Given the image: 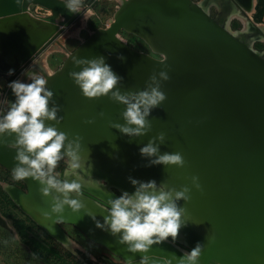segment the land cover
Masks as SVG:
<instances>
[{"label":"water","instance_id":"water-1","mask_svg":"<svg viewBox=\"0 0 264 264\" xmlns=\"http://www.w3.org/2000/svg\"><path fill=\"white\" fill-rule=\"evenodd\" d=\"M219 4L218 15L211 16L194 0H122L108 25L92 30L57 69L42 71L61 109L58 116L63 119L57 128L70 139L82 137L81 157L91 161L94 174L108 185L104 190L82 183L88 194L79 197L84 204L80 211L66 206L61 216L46 217L43 213L50 212L51 196H42L38 181L22 180L25 189L11 182L1 184L21 211L48 235L63 243L68 235L62 224H71L119 256L124 261L119 264H127L133 255L139 262L144 254L130 253L118 236L95 223H103L108 200L119 196L111 187L120 193L135 191L128 179L131 176L144 182L155 180L158 185L163 182L177 190L182 185L192 188L191 200L178 202L186 209L182 218L188 221L179 231L182 240L173 242L169 237L153 245L147 253L151 260L163 264L170 254L180 257L199 242L204 244L199 264H264V54L251 46L243 28L239 33L229 28L230 7L222 15ZM24 11L25 0H0V17ZM64 15L67 19L62 25L77 14ZM38 17L56 24L49 15ZM62 25L26 55L14 72H22L43 53L60 36ZM120 30L137 35L159 56L135 48L119 35ZM99 56L123 78L118 85L121 92L144 90L153 73H168L169 80L161 82L167 99L151 110L152 127L146 135L130 138L111 127L124 123L125 106L107 96L84 97L69 77L70 71L80 70L73 64L74 57ZM159 133L165 134L160 153L181 152L186 160L183 168L148 166L149 158L141 156L140 148ZM3 139L0 165L13 174L17 153L8 145L14 143L15 135ZM192 176L199 177L202 191L192 187ZM0 226L16 235L1 212ZM209 238H213L211 242ZM21 245L27 248L23 242Z\"/></svg>","mask_w":264,"mask_h":264},{"label":"clouds","instance_id":"clouds-1","mask_svg":"<svg viewBox=\"0 0 264 264\" xmlns=\"http://www.w3.org/2000/svg\"><path fill=\"white\" fill-rule=\"evenodd\" d=\"M64 6L71 14H78L83 9L84 0H66ZM118 59L123 61L125 57L119 56ZM73 64L80 70L70 71L69 77L84 97L93 99L107 96L125 106L121 114L124 123H114L111 127L130 138L144 136L151 131L152 125L148 119L150 112L167 99L161 90V82L169 80L166 71L153 73L144 90L121 92L118 85L123 78L105 62V57H74ZM14 71L9 69L8 75H13ZM22 74L27 75L30 82L16 79L8 84L15 100L10 103L6 113L0 116V144L5 143L3 137L15 135L14 143L8 145L17 153L14 157L17 163L12 170L14 179L32 178L39 182L43 197L51 196L50 212L45 211L44 216L55 214L59 217L65 212L66 206L78 212L84 207L79 199L82 194L81 178L75 172L81 168L82 137L77 135L70 139L67 133L57 128L63 117L58 116L61 109L53 99V91L47 88L48 81L43 76L26 71ZM99 115L103 117L104 113ZM48 121H55V124L46 123ZM86 123H94V120H87ZM164 141L165 134L159 133L140 148L141 156L149 158L148 166L162 164L183 168L186 160L181 152L160 153V145ZM65 157L69 158L70 167L64 171V178H61L56 169ZM153 157L155 159H151ZM128 179L135 191H124L109 199L108 214L104 216L103 223L98 220L95 222L96 227L113 237L118 236V242L126 245L130 253L144 254L139 264H160L159 261L151 260L147 253L153 245H159L169 237L175 242L182 226H187L188 221L182 218L186 209L178 206V202H189L192 188L182 185L177 190L163 182L158 185L155 180L144 182L131 176ZM191 185L202 191L199 177L192 176ZM203 251L204 244L198 242L191 251H184L180 257L170 254L163 264H173L174 261L175 264H199ZM127 264H135L134 255L127 259Z\"/></svg>","mask_w":264,"mask_h":264},{"label":"rangeland","instance_id":"rangeland-1","mask_svg":"<svg viewBox=\"0 0 264 264\" xmlns=\"http://www.w3.org/2000/svg\"><path fill=\"white\" fill-rule=\"evenodd\" d=\"M121 1L122 0H84L82 11L78 13L73 18V20H69L66 24L62 25V33L52 41V45L50 44L51 46L48 48L50 49V51H48V49L45 51L47 52L45 57L50 71L52 72L53 70L57 69L61 65L67 54L72 51L92 30L99 26L108 25L110 19L113 17L114 11L121 3ZM194 1H199L201 5L206 7V11L211 16L218 13V10L220 8L219 3H221L222 5L221 11L225 14L228 13V9L230 7V12L228 15L230 17L228 23L229 28L236 33H239V31L243 28L242 33L245 34V38L249 42L251 41V46L257 51L264 54V0H255L254 10L251 13H247V8L246 10H244L243 5L238 0ZM217 1H219V3ZM29 8L35 11L36 14L45 13V15H53L52 9L40 3H32L29 5ZM235 15L245 17L247 22L246 26L244 22ZM66 19V16L63 15L62 21H65ZM77 25L78 27L76 28L78 29V32L74 34V27ZM119 35L135 48L149 52V46L147 45V43L137 35L125 30H120ZM0 56L3 58V63L0 61L2 64L1 66L3 68H6L5 64L8 65V63H5L4 60L6 59V56L4 54H1ZM37 60L34 62L32 61L29 67H31V70H36V75L44 77V73L42 72L43 70L40 69L36 63ZM16 79H19L17 71L10 76L8 75V72L0 70V116L6 113L8 107L10 106V103L14 102L15 100V97L12 94L11 89L8 87V84ZM65 164V160H61L57 166L56 171L59 172L60 168ZM67 169L68 167L66 164L62 175ZM7 175V177H10V182L12 184H15L13 175L10 173H7ZM1 180L2 179L0 178V181ZM113 190L116 193L118 192L119 195L121 194L117 189L113 188ZM0 212L3 216L6 217L8 224L12 228H14L18 238H20V235L17 232V227L15 224L16 220H20L27 225V228L29 229L28 234L38 237L39 240L44 242L45 250L37 248L36 256L40 261L35 260L36 264H81L82 262H87L89 264L124 263V261L119 256L109 251L105 246L86 237L74 225H62L65 233L75 243V245L72 247L64 245L62 242L56 240L46 232H41L40 227L27 214H25L18 208V206L10 198L8 193L4 190L1 183ZM0 241V244L3 246L2 248H4V253H6L5 250H12V248H17L16 236L13 235L7 228H4L2 226H0Z\"/></svg>","mask_w":264,"mask_h":264},{"label":"bare ground","instance_id":"bare-ground-1","mask_svg":"<svg viewBox=\"0 0 264 264\" xmlns=\"http://www.w3.org/2000/svg\"><path fill=\"white\" fill-rule=\"evenodd\" d=\"M241 1L247 4V13H251L254 10L255 0H241ZM32 3H40L52 9L53 15H51V17L55 20L56 24L52 25L46 23L45 21L41 20L39 17L33 15L29 9V5ZM64 4L65 2L63 0H25L26 11L22 13L10 14L0 17V39L3 41L2 43L0 40V55L4 54L6 56V59H4L5 63H8V65L5 64L6 69L8 70L12 68L14 69L16 65L20 64L24 60L26 55H29L36 50V48L42 43V41L44 40V38L48 36V34L52 33L57 26L60 27V25H62V16L65 13L71 14L66 9ZM221 14L225 15V13L223 12ZM235 16L240 18L246 26L247 22L245 17L240 15H235ZM76 27H78V25L74 27L75 29L74 34L78 32V29ZM51 45H49L48 48ZM48 51H50V49H48ZM43 53H41L38 57H36L34 61H36L40 57L36 62L37 65L44 72L50 73L51 71L48 67L47 60L45 57L47 52H45L44 54ZM0 61L1 62L3 61V58L1 56H0ZM1 62H0V67L3 68L1 66L2 65ZM29 66H27L22 72L18 73L19 79L22 80L23 82L28 81L27 75L22 74L25 71L26 73L37 74L36 70L35 69L31 70L30 69L31 67ZM66 163L69 169L70 167L69 158L66 159ZM75 172L81 178V182L83 184H92L97 186L98 188H103V189L105 187L106 190H108L107 187L108 185L106 186V184H102L101 180L103 179L98 178L94 174L92 169V163L89 159L82 158L81 168L76 169ZM84 177H88V178H84ZM69 178L75 179V177H69ZM177 240L180 241L182 240L180 234H178ZM63 243L69 247L75 245L73 240L68 237H66L65 240H63ZM135 264H139V262H135Z\"/></svg>","mask_w":264,"mask_h":264},{"label":"crops","instance_id":"crops-1","mask_svg":"<svg viewBox=\"0 0 264 264\" xmlns=\"http://www.w3.org/2000/svg\"><path fill=\"white\" fill-rule=\"evenodd\" d=\"M15 236L17 243L16 249L12 248V250H5L6 253H4V248H2L3 246L0 244V264H36L35 260L40 261L31 247L18 238L17 234ZM21 242L27 245V248L22 246Z\"/></svg>","mask_w":264,"mask_h":264},{"label":"trees","instance_id":"trees-1","mask_svg":"<svg viewBox=\"0 0 264 264\" xmlns=\"http://www.w3.org/2000/svg\"><path fill=\"white\" fill-rule=\"evenodd\" d=\"M17 232L20 235V239L31 247V249L36 253L37 248L45 250V244L43 241L39 240L38 237L31 236L29 233V229L27 228V225L20 220L15 221ZM28 237H27V236ZM26 236V237H25ZM29 238V239H28ZM40 252V250H39ZM37 254V253H36Z\"/></svg>","mask_w":264,"mask_h":264},{"label":"flooded vegetation","instance_id":"flooded-vegetation-1","mask_svg":"<svg viewBox=\"0 0 264 264\" xmlns=\"http://www.w3.org/2000/svg\"><path fill=\"white\" fill-rule=\"evenodd\" d=\"M243 5H244V7H245V10H246V7H247V4L245 3V2H243V1H241V0H239ZM30 9V8H29ZM35 10V9H34ZM30 11L32 12V14H34L36 17H38V16H46V15H48V14H46L45 15V13L44 14H36V12L35 11H33V10H31L30 9ZM218 15V13L216 14V15H213V16H217ZM49 16H51V15H49ZM57 21V20H56ZM1 40V39H0ZM1 42L3 43V41L1 40ZM149 53L150 54H152V55H158V53L157 52H155V51H152V49H150L149 48ZM66 157L64 158V160H65V162H66ZM67 164V163H66ZM66 164L64 165V166H62L61 168H60V171H59V173H60V175H61V178H64V176L62 175V173H63V170L65 169V166H66ZM67 167H68V165H67ZM0 172H5L6 174L7 173H10L9 171H7L3 166H1L0 165ZM58 172V171H57ZM10 174H12V173H10ZM13 175V174H12ZM8 176V175H7ZM14 177V176H13ZM9 179H10V177H8ZM84 178H88V177H84ZM14 181H15V185L17 186V187H19V188H21V189H25V184H24V182L22 181V180H15L14 179ZM102 181V184H106V182H104L103 180H101ZM107 185V184H106ZM112 190H113V187L111 188ZM115 189V188H114ZM82 191V193H85V194H88L86 191H85V189H82L81 190ZM114 191V190H113ZM115 192V191H114ZM117 194H118V192H117ZM19 208V207H18ZM20 209V208H19ZM21 210V209H20ZM23 212V211H22ZM62 225H65V224H62ZM40 227V226H39ZM40 229H41V232H43V233H45V230H43L41 227H40ZM68 238H70L69 236H67ZM71 239V238H70ZM64 244V243H63ZM64 245H66V244H64Z\"/></svg>","mask_w":264,"mask_h":264},{"label":"built area","instance_id":"built-area-1","mask_svg":"<svg viewBox=\"0 0 264 264\" xmlns=\"http://www.w3.org/2000/svg\"><path fill=\"white\" fill-rule=\"evenodd\" d=\"M5 175H6V177H5ZM0 178L2 179L1 181H0V183L1 184H3V183H7V182H10V180H9V178L7 177V174L5 173V172H0Z\"/></svg>","mask_w":264,"mask_h":264}]
</instances>
